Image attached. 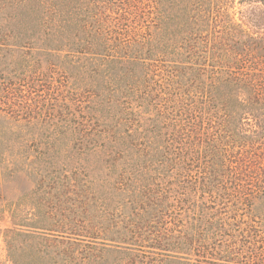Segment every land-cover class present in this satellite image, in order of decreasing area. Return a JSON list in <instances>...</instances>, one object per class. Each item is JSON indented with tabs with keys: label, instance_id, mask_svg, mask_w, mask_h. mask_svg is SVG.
<instances>
[{
	"label": "trees",
	"instance_id": "1",
	"mask_svg": "<svg viewBox=\"0 0 264 264\" xmlns=\"http://www.w3.org/2000/svg\"><path fill=\"white\" fill-rule=\"evenodd\" d=\"M6 181L9 264H264V0H0Z\"/></svg>",
	"mask_w": 264,
	"mask_h": 264
},
{
	"label": "rangeland",
	"instance_id": "2",
	"mask_svg": "<svg viewBox=\"0 0 264 264\" xmlns=\"http://www.w3.org/2000/svg\"><path fill=\"white\" fill-rule=\"evenodd\" d=\"M239 6L236 5V9ZM23 189V185L17 184L14 181H6L1 183L0 185V208L6 202H12L17 199L18 196L22 194L21 190ZM11 220L6 212H0V264H9L6 259L5 247L3 243L2 233L5 229L11 228Z\"/></svg>",
	"mask_w": 264,
	"mask_h": 264
}]
</instances>
